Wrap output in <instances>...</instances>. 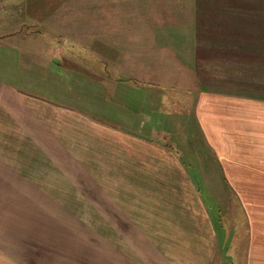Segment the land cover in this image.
<instances>
[{"label":"crops","instance_id":"crops-1","mask_svg":"<svg viewBox=\"0 0 264 264\" xmlns=\"http://www.w3.org/2000/svg\"><path fill=\"white\" fill-rule=\"evenodd\" d=\"M45 2L54 4L49 13L37 8ZM21 4L26 8L20 10ZM0 12L4 37L0 67L10 72L0 73V179H5L0 182V194L60 193L56 180L60 172L67 175L75 169V157L57 159L55 170L50 171L48 161L39 159L38 150L32 148L44 137L60 145L73 141L78 148L66 152L72 156L75 149L80 152L83 170L110 173L97 176L94 171L87 183H97L113 194L108 203L113 204L115 214L104 224L114 226V233L110 229L104 234L105 242H115L108 251L113 264H216L220 236L210 211L212 204L219 208L220 202V211L229 210L234 196L240 199L243 213L239 214L245 222L249 220L251 233L245 253L236 254L233 247L234 254L227 253L225 258L233 259L231 264H264V238L257 242V225L252 221L264 207V94L208 87L202 82L188 89L192 93L189 114H194L206 146L201 150L183 144L194 146L188 160L158 141L157 132L165 130L164 119L158 116L160 121L155 124L154 112L147 113V121L140 125L134 119L115 126L106 117L91 119L77 110L82 103L68 79L59 76L64 72L62 59L32 60L36 68L46 64L50 68L48 72L37 68L43 78L21 84L24 73L16 67H22L25 54L22 47L7 40L28 22L58 38L98 35L97 44L91 46L97 49L105 73L106 66H129L123 73L142 83V88L154 84L174 87L169 76L175 67L195 77L202 60L199 49L229 51L221 59L228 65H249L245 51L264 49V36L252 40V34L264 33V24L257 31L247 20L264 19V0H0ZM54 44L52 50L65 47L59 40ZM236 51H242L240 58ZM142 98L134 104H143ZM135 106H131L134 111ZM133 128L147 130L146 136ZM42 131L50 137H40ZM30 151L33 155L28 157ZM44 178L52 181L43 183ZM6 179H17L20 188L9 190L6 185L14 184H7ZM30 186L35 189L24 191L23 187ZM204 193L212 195L211 204Z\"/></svg>","mask_w":264,"mask_h":264},{"label":"rangeland","instance_id":"rangeland-1","mask_svg":"<svg viewBox=\"0 0 264 264\" xmlns=\"http://www.w3.org/2000/svg\"><path fill=\"white\" fill-rule=\"evenodd\" d=\"M25 6L29 8L28 3H25ZM25 6L21 4L20 10L25 9ZM53 6V3L45 2L39 3L37 8L40 9L39 11L49 13ZM16 10L19 11V8L17 7ZM247 21H250L248 24L251 29L257 31L258 26L264 24L262 17H252ZM211 24H213L211 20L207 19V25L211 26ZM215 24L217 25L216 22ZM97 37L98 35L90 34L58 38L48 29L28 22L20 33L9 35L7 40L15 46L22 47V53L25 54L23 68L16 67V71L21 70L24 73L22 75L24 80H20L21 84L25 81L27 84L35 83L38 77L43 78V73L37 68H43L47 72L50 68L47 64L37 65L36 68L31 64L32 60L38 62L44 57L62 59L64 72L59 76L68 79L67 84L75 91V98L82 103L79 108L76 104L77 110L84 112L91 119L104 120L103 117H106V121L115 126H119L117 124L120 122L131 123L134 119L140 125L142 120L147 121V113L154 112L155 124L160 121L158 116L164 119L161 122L165 130L161 131L162 133L157 132L158 141L170 145L188 160L192 159L191 150H194V146L186 148L183 144L196 145L201 150L206 148L194 120V114H189L192 109V93L188 92V89H193V86L202 82L208 87L250 89L256 92L255 94H264V64L260 61L262 59L264 61L263 47H255L247 53L245 51V57L248 55L250 64L236 66L228 65L225 60H221L230 53L229 51L199 49L198 59L202 60L196 66L195 77L175 67V72L172 70L169 76L174 87L154 84V87L142 88L140 85L142 83L131 81L129 76L123 73L125 69L129 71V66H106V73L104 72L98 62V51L91 46L97 44ZM209 38H212V35ZM2 39H4L3 34H0V40ZM255 39L260 40V35L252 34V40ZM57 40L65 47L52 50ZM46 46H49V49ZM242 54V51H237L235 55L240 58ZM69 64L70 66H67ZM0 73L10 75L6 74L10 72L4 66L0 67ZM140 98L143 104L141 101L137 105L134 104L136 99ZM131 106H135V111ZM104 107L105 111L101 109ZM136 111L141 114L137 116ZM109 115L116 116L118 120H111ZM133 131L144 136L147 134V130L138 128H133ZM51 133L56 134V131ZM162 134L170 135V138H161ZM43 136H48L45 131H42L40 137ZM69 144L71 145L55 144L44 137L32 148L38 150L39 159L48 161L50 171L55 170L54 161L57 159L75 157V169L69 170L67 175L60 172L59 179L56 180L60 186L58 187L60 193L0 194V264H101L102 260L103 264H113L114 258L109 257L108 251L114 247L115 242L104 241V234H108L110 229V232H115L114 226L112 228L104 226L105 221L115 214L113 204L108 203L109 200H113V194L97 183H87L88 176H92L94 171L97 176L102 174L108 177L110 173L97 171V168L83 170L80 152L76 150L78 147L74 146L73 141H69ZM71 148H76L74 156L66 152ZM31 155L33 153L31 154L30 151L28 157ZM91 165L93 166L94 163ZM4 180L0 179V182ZM6 180L7 184H14L6 185L10 186L7 187L9 190L20 188L17 179ZM41 181L46 183L52 179L44 178ZM23 189L25 191L35 187H23ZM42 189L49 190L50 187ZM234 197L235 199L230 201L229 210L220 211L222 203L220 202L219 208L212 204L213 209L210 211L216 224L215 229L220 236L219 257L216 264H231L233 259L225 258L227 253L233 255V247L236 254L241 250L245 253L249 245L250 222L249 220L245 222L243 211L239 210L240 199ZM204 198L210 204L213 202L212 195L204 193ZM108 206L112 208H107ZM240 211L242 213L239 214ZM258 212L260 214L256 216L255 213L252 220L257 225L258 231L255 232L257 242L264 238V234L261 233L264 230V207Z\"/></svg>","mask_w":264,"mask_h":264},{"label":"trees","instance_id":"trees-1","mask_svg":"<svg viewBox=\"0 0 264 264\" xmlns=\"http://www.w3.org/2000/svg\"><path fill=\"white\" fill-rule=\"evenodd\" d=\"M259 35H260V37H263L264 36V33H258ZM237 52V51H236ZM260 61H262L261 63H263L264 61H263V59L262 60H260ZM254 64H257V63H254ZM259 66H260V64H258Z\"/></svg>","mask_w":264,"mask_h":264}]
</instances>
